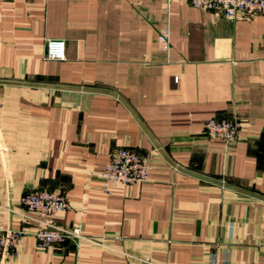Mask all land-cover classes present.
Masks as SVG:
<instances>
[{
    "label": "crops",
    "instance_id": "crops-1",
    "mask_svg": "<svg viewBox=\"0 0 264 264\" xmlns=\"http://www.w3.org/2000/svg\"><path fill=\"white\" fill-rule=\"evenodd\" d=\"M47 39L67 58L48 59ZM232 115L235 143L207 135ZM124 146L150 177L108 192L101 172ZM34 188L67 195L54 220L76 241L38 246L21 204ZM0 224L24 231L3 264H264V13L0 0Z\"/></svg>",
    "mask_w": 264,
    "mask_h": 264
},
{
    "label": "built area",
    "instance_id": "built-area-1",
    "mask_svg": "<svg viewBox=\"0 0 264 264\" xmlns=\"http://www.w3.org/2000/svg\"><path fill=\"white\" fill-rule=\"evenodd\" d=\"M196 8L210 9L224 18H253L264 13V0H189ZM168 34L162 33L160 40L167 41ZM46 56L52 60L67 58V43L64 39H47ZM178 81V78L175 79ZM242 121L238 115L211 117L206 121L207 135L227 144L237 141ZM148 155L131 147H118L110 154V159L101 172L103 189L110 191L112 185L141 184L150 177ZM24 214L38 222L35 236L38 246L48 247L64 243L67 239L76 241L81 236V228H66L55 223L56 215L70 208V200L64 192L43 188L28 189L21 197ZM22 229L6 228L0 224V264L17 247L23 236Z\"/></svg>",
    "mask_w": 264,
    "mask_h": 264
},
{
    "label": "water",
    "instance_id": "water-1",
    "mask_svg": "<svg viewBox=\"0 0 264 264\" xmlns=\"http://www.w3.org/2000/svg\"><path fill=\"white\" fill-rule=\"evenodd\" d=\"M198 175V174H197ZM198 176H200V177H202V178H205V179H207V180H210V181H215V180H213V179H211V178H208V177H205V176H203V175H198ZM216 182H218V181H216ZM219 183H221V182H219ZM222 184V183H221ZM227 187H230V188H232V189H237V190H241V189H239V188H237V187H235V186H233V185H230V184H225ZM251 194H253V195H255V196H259V197H261L260 195H257V194H255V193H251Z\"/></svg>",
    "mask_w": 264,
    "mask_h": 264
}]
</instances>
